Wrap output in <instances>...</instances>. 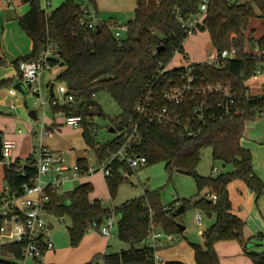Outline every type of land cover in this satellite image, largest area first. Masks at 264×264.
<instances>
[{
  "label": "trees",
  "instance_id": "obj_1",
  "mask_svg": "<svg viewBox=\"0 0 264 264\" xmlns=\"http://www.w3.org/2000/svg\"><path fill=\"white\" fill-rule=\"evenodd\" d=\"M87 1L89 9L78 6L74 0H64L62 6L47 14L41 9L40 0H20L22 5L29 7V11L17 22L31 41L32 50L13 62L11 66L15 76L0 81V90L20 82L19 64L36 61L50 46L49 65L63 69L56 82L64 84L75 98L74 103L63 111L82 118V139L97 163L116 153L124 143L123 135L136 125L140 141L130 152L132 155L145 158L146 166L164 163L167 174L179 173L193 179L197 193L193 199L182 200L183 212L199 210L215 216L214 224L201 234L202 245L190 244L194 264H219L214 244L230 240L240 243L243 253L253 264H264V251H252L251 238L243 239L244 222L231 213L227 191L230 182L240 180L257 197L264 195V182L253 174L250 153L240 145L245 123L264 114V94L250 96L246 85L257 72L264 71L262 57L246 50L256 45L258 51L264 52V35L254 41L251 33H247L251 20L259 18L264 21V0H208L206 17L199 32L207 34L211 48L216 52L236 48L240 53L218 69L204 63L194 64L192 76L198 80L196 84L227 85L237 115L229 121H207L193 137L184 136L180 127L171 128L150 122L146 114L159 113L168 108L175 110L183 120L193 118L194 102L187 100L182 106L174 108L163 101L166 91L174 85L183 84L180 76L184 70L173 69L162 75L159 72L170 63L175 52H183L186 33L178 18L185 20L195 15L202 0H135L133 18L125 24L126 30L120 32L118 38L114 33L119 28L110 22L95 21L92 30L80 26L82 20L92 19V12L94 15L97 13L94 0ZM6 66V60L0 56V68ZM99 92L107 93L120 110L119 117L111 123L116 137L105 144L96 142L97 126L93 123L96 114L91 111V107L95 106L92 95ZM221 99L219 96H208L205 106H212ZM139 106L145 110L141 116L136 111ZM209 111L217 113L214 108ZM52 112L56 113V109ZM97 115L105 118L101 111ZM119 133L123 135L119 136ZM205 148L212 150L213 162L222 163L223 167L230 166L231 170L214 177L199 176L195 169ZM31 162V158L25 161ZM19 164L15 161L14 165ZM77 167L83 176L87 162L78 160ZM109 169L111 177H105V182L113 199L125 180L122 172L129 175L132 172L117 162H112ZM24 173L22 177L14 167L3 169V181L9 188L10 197L20 196L22 185L34 176L30 169H24ZM203 191L215 195L216 201L200 197ZM91 192L90 184L77 186L61 196L47 192L49 203L46 213L70 220L67 233L72 249L81 244L89 231L100 234L106 219L115 216L114 235L130 248L119 253L95 255L85 264H157L154 252L158 249H152L146 243L150 225L166 235L183 238V231L175 221L178 215L175 208L172 205L168 208L162 206L158 191H145L139 198L112 209L103 207L99 201H91ZM3 223L0 218V228ZM255 239L259 241L262 236ZM20 248L17 244L0 247V264H14L3 259L2 255L11 254L20 259ZM34 264H42L41 259L35 260Z\"/></svg>",
  "mask_w": 264,
  "mask_h": 264
},
{
  "label": "built area",
  "instance_id": "obj_2",
  "mask_svg": "<svg viewBox=\"0 0 264 264\" xmlns=\"http://www.w3.org/2000/svg\"><path fill=\"white\" fill-rule=\"evenodd\" d=\"M208 0H202L199 5L198 11L192 17L185 18V20L179 19L181 27L185 30L186 39L199 33V30L203 26L204 19L207 13ZM95 20H82L80 26L86 29L92 30L94 28ZM124 27L115 31L114 36L118 38L120 32H124ZM184 41V43H185ZM183 43V44H184ZM254 51H258L256 45L253 47ZM239 50L231 48L216 52L211 49L210 54L206 58L194 64L204 63L213 68H220L223 63L229 60L235 59L239 55ZM179 55L177 52L174 55ZM51 57V47H47L39 55L36 61L31 63L21 62L19 64V73L21 76V83L24 85L28 96L34 97V105L39 106L42 110L45 108L56 109L54 118H60L63 120V126L77 128L82 125V118L80 116L64 113L63 109L74 103V95L67 89L64 84H59L55 91L47 92L44 96H41L42 90L40 87V77L45 71L51 70V66L48 63V58ZM174 57V56H173ZM258 57H261L258 55ZM173 59V58H172ZM172 61V60H171ZM170 63L163 68L159 73L160 75L167 73L173 69L182 68L184 74L180 76L182 85H174L168 91L163 94V101L171 107H180L185 101L190 100L196 105L193 107L191 114L193 118L182 119L177 115L175 110L163 108L161 112H148V120L155 122L158 125H169L171 128L177 126L182 128V134L187 137H193L198 133L199 128L207 121L216 119L218 121L232 120L236 115L234 101L231 95V90L227 85L222 84H206L196 82L192 76V66L194 64H185L179 67H171ZM260 72H257L253 78H257ZM8 94L15 95L13 89L8 90ZM208 96H219L222 99L215 102L212 106H205V98ZM95 98V95H92ZM11 109L13 106L10 107ZM210 108H214L217 113H212ZM137 113L141 116L145 114L143 107L137 108ZM182 119V120H181ZM43 129V126H40ZM50 131H45L44 134L36 135L32 133L34 139L32 162L20 163L14 165L15 162L11 161L12 150L14 143L12 141H2L1 146V159L0 170L4 168L14 167L15 172L25 176L24 169H30L34 172L33 178H29L26 183L22 185V193L17 197L9 196V188L4 185L2 194H0V218L4 220V223L12 225V232L8 239L12 241V244L20 245V259H15L11 254L2 255L3 259H6L14 264H25L26 260H40L43 256L53 250V245L49 237L50 225L47 223L46 206L49 203L48 191L58 193L61 187H63L70 179V172H72L74 178H78L79 170L77 165L73 166L71 170L59 163L58 158L50 152L41 140L44 136H49ZM122 134V133H121ZM118 134L119 136L121 135ZM123 135V134H122ZM124 143L120 149L112 154L109 159L102 163H98V168L87 167L85 175L90 176L95 173H100L105 177H111L109 166L112 162H117L124 165L129 171L135 172L146 166V160L143 157L134 156L130 152L135 145L139 144L140 137L137 130V126L131 127L128 133L123 135ZM214 172L217 170L214 168ZM123 179L129 178L128 172H122ZM46 180L45 183L42 181ZM205 198L213 202L216 201V196L212 194H206ZM203 220V213H197L195 216V224L197 227H201ZM115 226L114 216H110L106 219L100 230V236L105 239H110L113 236V230ZM0 228V237L2 235V228ZM148 246L152 249H156L162 240L170 241L172 236L166 235L161 230H155L152 225L149 226ZM4 244L0 241V247ZM154 258L157 264L159 260Z\"/></svg>",
  "mask_w": 264,
  "mask_h": 264
},
{
  "label": "rangeland",
  "instance_id": "obj_3",
  "mask_svg": "<svg viewBox=\"0 0 264 264\" xmlns=\"http://www.w3.org/2000/svg\"><path fill=\"white\" fill-rule=\"evenodd\" d=\"M101 1L105 5L107 0ZM107 2L111 7H114V11L111 12L115 13L116 20L120 27L125 26L128 20H131L133 18L134 11L132 10L135 9L136 6L135 0H108ZM108 12L110 11L105 10L102 16L103 18L100 20H109L108 18L112 17V15H109ZM255 12L256 14H258L256 10ZM113 28L115 30V27ZM247 33H251V37L253 38V40H257L258 38H260L262 35H264V21L259 18L251 20L247 29ZM121 35H123V33ZM211 49L212 48L210 46L207 34L205 32H199L196 35L192 36L189 40L185 41V44L183 45V52L178 56L177 54L174 55L171 61V67H179L187 63L194 64L199 62L198 60L203 61L206 56L210 54ZM248 49H250V47L246 48V50ZM7 67L8 66L4 68ZM52 69L50 72L45 71L41 74V96L45 95V88L48 83V78L51 79L50 81L52 82L50 83H53L55 87H57L58 85L57 82L54 81V75L55 72L59 70V68L57 67L53 70ZM262 74L264 73H261L260 76ZM253 84L254 81L250 80L247 85L252 88ZM13 87L14 85L3 88L0 90V92H6L8 89ZM16 96L18 99H20L22 105L21 108L25 110V114L29 113L32 110L37 112L38 123L31 121L30 125H32L35 132H38L39 124L44 118V116L42 115V109L39 108V106L33 104L34 97L28 96L27 91L24 93L16 92ZM93 100L95 102V106L93 108L91 107V111L96 114L93 118V123L97 126L96 142L99 144H105L116 137V133H111L110 129L112 127L111 123L119 117L120 110L116 106L114 101L110 98V96L105 92L96 93L95 98ZM50 109L51 108L48 107L45 109L46 123L47 120H49L50 118ZM99 111L104 114V119L98 117L97 112ZM17 113L19 112L16 109L12 113L10 112L9 116L18 117ZM56 120L59 123L63 124L62 119L58 118ZM18 128H21L23 132H26V129L22 125L16 126L15 131ZM60 131L61 133L55 132L53 136L47 140V147L49 148L50 152H52L53 154L55 153L56 155L61 154L65 164L71 163L72 156L76 155L77 157L83 156L88 161L90 167L98 168V165L95 162V156L93 152L86 149V146L82 139V130L80 127L72 128L62 126ZM211 153L212 150L210 148H205L204 150H202L200 162L195 169L196 173L199 176L214 177L231 170L230 166L223 167L222 163L213 162L211 158ZM213 168H215L217 172H214ZM82 182L89 183L92 185L93 191L91 193L92 195L90 194V196H94V198L97 199L102 204V206L107 209H112L126 201L139 198L143 195L145 191H158L159 201L161 205L166 208L172 205L175 210H177L181 206L182 200L193 199L195 194L197 193L195 183L190 176L182 175L179 173H172L171 175H169L164 170V163H159L153 166H145L144 168L138 171L132 172L129 178L127 180H124L123 184L118 187L115 197L113 199L110 198L107 190L105 189L104 178L101 174L92 176L88 180H83ZM94 183L95 186H97V193H95L96 195L93 194L95 192ZM232 183L241 182L239 180H236ZM78 184L80 183H66L63 187H61L57 194H59L60 196L64 195L71 191L73 188H75ZM1 187L2 185L0 186V188ZM94 198H91V200L94 201ZM261 207L262 209H264V202H262ZM197 213L200 212H196V210H186L185 212L179 213L176 216L175 221L177 225L185 227L186 231L183 232V238H175L172 245H169L167 249H163V251H166L162 252L161 256L163 257V259H165V261H184L186 260L187 255L189 256V258L191 257L189 250L192 253V259L194 258L190 244H193L195 242L194 240H196L198 233H200L202 230H205L206 224L209 225V222L211 221L205 216H203L201 227H197V225L195 224V216ZM114 219L116 223L115 216ZM47 222L52 225L50 234L54 249H59L58 244H61L62 242H65V244H67L68 235L66 229L70 226V220L64 217L47 219ZM2 228V235L5 237H9L12 231L11 224L5 223L3 224ZM253 235H256V233H253ZM258 242L259 244H264V238H262ZM146 243L148 244V241H146ZM106 245L107 246H105L104 248L106 254L119 253L130 248L128 244L119 241L115 236H112L108 240ZM77 253H79L81 257L77 256ZM51 255L49 254L47 257H45L42 262L46 263L48 261H54L55 258L59 255H61V257L67 258L69 260L68 262L71 264H85L88 261L86 257H82L84 256L82 250H79V252H74L73 254H61L56 251V253Z\"/></svg>",
  "mask_w": 264,
  "mask_h": 264
},
{
  "label": "crops",
  "instance_id": "obj_4",
  "mask_svg": "<svg viewBox=\"0 0 264 264\" xmlns=\"http://www.w3.org/2000/svg\"><path fill=\"white\" fill-rule=\"evenodd\" d=\"M74 1L78 6L82 8L88 7L87 0L85 1L74 0ZM107 1H106V4L104 5L101 0H94L97 13L96 15H94V13L92 12L91 17L95 21H99L100 19L103 18L102 16L105 10H109L110 12L108 13L109 15H112V17H109L108 18L109 20L107 21H103V20H100V21L104 23L110 22L113 25L120 27L116 20L115 13L111 12V11H114L113 10L114 7H111ZM63 4H64V0H40L41 9L44 10L47 14L51 13L54 9L59 8ZM134 10L135 9H133L132 11ZM28 11H29V7L27 5H22L20 0H0V56L3 57L8 64L7 68H0V81L14 77L15 70L11 66L13 62L28 55L32 50L31 41L26 37L24 32L19 28L18 22H17V19L24 16ZM89 11L91 13V9ZM251 49H253V47L252 48L250 47V49H248L247 52H254L256 55H260L262 57V60H264V52L254 51ZM198 61L201 62L202 60H198ZM57 67L59 68V70L55 72V75H54L55 82H56V77L63 70L59 66H55L52 68L55 69ZM262 67H264V65H262ZM50 71L51 70H49V72ZM262 73H264V71H262ZM260 74L257 76V78L252 77L246 83L247 85L250 80L254 81L252 88H250L247 85L250 96L256 97V96H261L262 94H264V74H262L261 76ZM50 80H51L50 78L47 79L48 83L45 88V94L47 92H50L51 86L53 87V92L55 91L56 87L53 83H50L52 82ZM17 83H21V82H16L13 85L15 86ZM57 84L59 85L62 83H57ZM40 87L42 90L41 77H40ZM10 89H13L15 91L14 96H11L8 94L9 89L6 92L5 91L0 92V138L2 141H12L14 143L11 161H14V162L19 161L20 163H25V161L28 158H32L33 145L35 142L32 137V133L35 131L32 125L30 124H31V121L38 123V119L34 121L29 118L28 113L25 114V110L21 108L22 107L21 101L16 96V92H19V93L26 92L25 87L23 91H17L14 89V87ZM11 106H13L12 109L10 108ZM16 109L19 112L17 113L18 117L9 116L10 112L12 113ZM45 109L42 110V115L44 116V118L42 122H40L39 124L38 132H35V133L36 135H40V134L43 135L45 131H50L49 136H44L42 138H39L41 140L42 145H44L49 150V148L47 147V140L51 138L55 132L61 133L60 130L63 124L59 123L56 120L57 118H54V113L52 112V109H50V113H49L50 118L49 120H47V123H46V116H45L46 110ZM36 118H37V112H36ZM19 125H22L26 129V132H23L21 128H18L15 131V127ZM41 125L43 126V129L40 128ZM240 145L243 149H245L246 151L250 153L253 174L261 182H264V114L260 115L259 117L255 118L252 121L245 123L242 137L240 140ZM86 149L88 148L86 147ZM54 156L58 158L59 163H61L62 165H65L70 170L73 166L77 165L78 160H85L87 162V167H90L88 164V161L83 156L82 158V157H77L76 155L75 156L73 155L71 163L69 164L67 163L65 164L64 159L61 156V154H58V155L55 154ZM96 164L98 163L96 162ZM0 173H1L0 186L2 185V187L0 188V194H1L4 189L3 170H0ZM99 174L100 173H95L90 176H87L85 174L82 176L79 174L78 178H74L72 172H70L69 174L70 179L67 183L69 182L70 183H76V182L80 183L77 186H80L82 184H89V183H83L82 181L88 180L92 176L99 175ZM42 182L45 183L46 180H43ZM232 182H230L227 186L228 197H229V201L231 204V213L244 222L243 239L248 240L251 238L250 243H251V246H253L252 251L262 252L264 251V244H259L258 240L255 239V237L262 236V238H264V209H262L261 207L262 202H264V195L257 197L252 191H250L246 187V185L242 181H240L241 183H232ZM104 184H105V189L107 190L105 178H104ZM94 190L95 192L93 194L96 195L95 193H97L96 192L97 186H95V183H94ZM92 191H93V187H92ZM205 194H206V191L201 192L200 197L205 196ZM91 198H94V196L89 197L90 200ZM93 200L98 201L95 198ZM197 211L199 210H196V212ZM203 216H205L204 213H203ZM205 217L211 220L209 222V225L206 224L205 226L206 228L205 230H207L214 224L215 216L211 214L210 218H208L207 216ZM47 219H55V217L49 216L47 217ZM48 224L51 227L50 228V231H51L52 225L50 223ZM183 228H184L183 232L186 231L185 227ZM205 230H202L200 233H198L196 240H194L195 242L193 244H196V245L202 244L201 234ZM93 232L94 231H89L84 236L81 244L75 249L70 248L69 237H68L67 244H65V242H62L61 244H58L59 249H54V245L51 239V234L49 232V237L53 245V250L47 252L43 256V258L41 259V263L42 264H53V263L71 264L68 262L69 260L67 258L61 257V255L56 257L54 261H50V262L48 261L46 263L42 262L45 259V257H47L49 254L51 255V254L56 253V251L61 254L62 253L73 254L74 252H79V250H82V253L84 255L82 257L84 258L86 257L88 259L87 262H89L95 255L106 254L104 251V248L105 246H107L106 244L109 239H105L101 237L100 234L96 232L93 233ZM253 233H256V235H253ZM114 236L115 235H114V230H113V237ZM174 239L175 237H172V239L169 242L162 240L160 244L157 246L158 250L155 251L154 254H155V257L159 260L158 261L159 264H164L165 262H167L161 256V253L166 251V250L163 251V249L165 248L167 249L169 245L173 244ZM0 241L4 245L12 244V241L8 239V237H5V236H1ZM214 250L218 257L219 264H253L250 261V259L245 256L240 243L236 240L217 242L216 244H214ZM189 253L191 255L190 258L187 255L186 260L173 261V262H180L183 264H194V261H193L194 258L192 259V253L190 252V250H189ZM51 256H55V255H51ZM77 256L81 257L79 253H77ZM25 264H34V261L26 260Z\"/></svg>",
  "mask_w": 264,
  "mask_h": 264
},
{
  "label": "water",
  "instance_id": "obj_5",
  "mask_svg": "<svg viewBox=\"0 0 264 264\" xmlns=\"http://www.w3.org/2000/svg\"><path fill=\"white\" fill-rule=\"evenodd\" d=\"M14 89L17 90V91H23V89H24V85H23L22 83H17V84L14 86ZM52 92H53V87L51 86V87H50V93L52 94ZM28 116H29L30 119H32V120H34V121L37 120V118H36V112H35L34 110L30 111V112L28 113ZM110 132H111V133H114V130L111 128V129H110ZM1 146H2V140H1V138H0V159H1ZM182 212H183V207L180 206V207L177 209V213H182ZM204 214H205V216H207L208 218H210V216H211L210 213H204ZM178 227L180 228L181 231L184 230V228H183L182 226L178 225Z\"/></svg>",
  "mask_w": 264,
  "mask_h": 264
}]
</instances>
